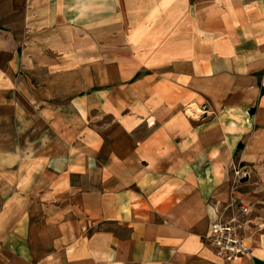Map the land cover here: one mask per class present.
Masks as SVG:
<instances>
[{
    "label": "crops",
    "instance_id": "obj_1",
    "mask_svg": "<svg viewBox=\"0 0 264 264\" xmlns=\"http://www.w3.org/2000/svg\"><path fill=\"white\" fill-rule=\"evenodd\" d=\"M0 264H264V0H0Z\"/></svg>",
    "mask_w": 264,
    "mask_h": 264
},
{
    "label": "built area",
    "instance_id": "obj_2",
    "mask_svg": "<svg viewBox=\"0 0 264 264\" xmlns=\"http://www.w3.org/2000/svg\"><path fill=\"white\" fill-rule=\"evenodd\" d=\"M213 218L206 235L207 244L225 260L239 258L251 252V245L244 234L243 216L249 213L246 205H239L235 210L234 203L224 208L213 207ZM231 213L226 216V213Z\"/></svg>",
    "mask_w": 264,
    "mask_h": 264
}]
</instances>
